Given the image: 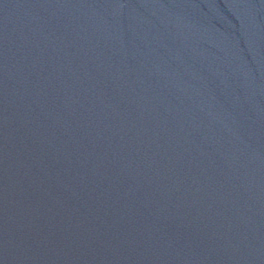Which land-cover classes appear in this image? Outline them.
<instances>
[{"label":"water","instance_id":"1","mask_svg":"<svg viewBox=\"0 0 264 264\" xmlns=\"http://www.w3.org/2000/svg\"><path fill=\"white\" fill-rule=\"evenodd\" d=\"M0 264H264V0H0Z\"/></svg>","mask_w":264,"mask_h":264}]
</instances>
